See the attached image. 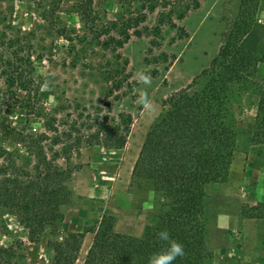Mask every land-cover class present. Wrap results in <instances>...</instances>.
<instances>
[{
    "label": "trees",
    "instance_id": "obj_1",
    "mask_svg": "<svg viewBox=\"0 0 264 264\" xmlns=\"http://www.w3.org/2000/svg\"><path fill=\"white\" fill-rule=\"evenodd\" d=\"M59 1H49L50 14ZM118 2L123 11L100 26L91 0L75 5L86 29L83 38L111 52L132 35H153L151 43H155L163 27H176L177 20L199 6V0ZM256 6L257 0H240L207 66L162 100L131 173L133 182L148 183L155 194V213L141 235L116 232L114 217L103 213L85 231L69 232L60 240L48 238L52 251L48 264H76L84 232L93 235L82 264H147L148 257L164 246L156 239L161 229L183 245L184 256L174 264H212L205 245L204 185L222 181L228 174L238 136L231 111L232 89L245 83L256 62L263 59L264 54L241 43L251 29ZM152 14L154 24L149 26L146 21ZM4 30L0 33V221L4 213L15 215L28 229L29 239L37 241L55 234L63 221L61 207L71 198L68 165L59 167L55 159L61 154L67 163L82 145L121 148L131 117L124 113L90 117L83 112L59 116L60 106L45 110L41 82L32 72L35 53L30 33H21L10 20ZM105 71L107 95H111L123 83L124 66ZM9 112L19 113L25 125L36 124L40 130L19 132ZM246 132L249 143H264V83L259 85L256 114ZM258 205L262 204L252 209ZM242 213L264 217L262 210ZM0 264L28 263L19 248L0 244Z\"/></svg>",
    "mask_w": 264,
    "mask_h": 264
},
{
    "label": "rangeland",
    "instance_id": "obj_2",
    "mask_svg": "<svg viewBox=\"0 0 264 264\" xmlns=\"http://www.w3.org/2000/svg\"><path fill=\"white\" fill-rule=\"evenodd\" d=\"M49 1L56 3L0 0V33L10 20L21 33L31 35L35 53L32 72L41 82L44 109L60 106L59 116L65 112H83L90 117L124 113L130 115L131 122L121 148L82 145L67 163L61 154L55 159L59 167L68 165L71 198L61 207L63 221L54 235L31 241L28 229L15 215L1 216L0 244L19 248L28 264H48L52 259L48 238L60 240L69 232L85 231L103 213L114 217L116 232L141 235L156 210L150 185L132 181V167L141 144L161 111L162 100L190 83L217 53L222 34L240 4V0H199V6L177 20L176 27H163L155 43H151L153 35H132L111 52L83 38L85 25L75 11L79 0H60L52 14ZM91 1L99 26L123 11L118 0ZM154 16L147 19L149 26L154 24ZM241 43L254 53L264 54V0H257L253 24ZM121 66L123 83L107 95L105 70ZM139 70L150 75L151 86L136 83ZM263 83L264 55L245 83L232 89L231 111L238 136L228 174L222 181L204 185L205 245L212 264H264V217L242 213L245 209L264 211V143H249L246 132L253 123L258 88ZM139 90L151 99L150 110L135 103ZM8 116L19 132L40 130L36 124L25 125L19 113L9 112ZM5 145L11 147V143ZM259 203L262 205L254 211L252 206ZM92 235L84 232L76 264L83 263Z\"/></svg>",
    "mask_w": 264,
    "mask_h": 264
},
{
    "label": "clouds",
    "instance_id": "obj_3",
    "mask_svg": "<svg viewBox=\"0 0 264 264\" xmlns=\"http://www.w3.org/2000/svg\"><path fill=\"white\" fill-rule=\"evenodd\" d=\"M135 80L136 83L140 85H152V78L143 70H139L135 73ZM135 103L146 110H150L152 107L151 99L143 90L138 91ZM156 239L164 246L148 257L147 264H174L178 257L182 258L184 256L183 245L173 239L166 229L159 230L156 233Z\"/></svg>",
    "mask_w": 264,
    "mask_h": 264
}]
</instances>
